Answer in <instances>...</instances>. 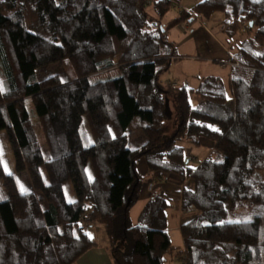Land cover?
Returning a JSON list of instances; mask_svg holds the SVG:
<instances>
[{
    "label": "trees",
    "instance_id": "1",
    "mask_svg": "<svg viewBox=\"0 0 264 264\" xmlns=\"http://www.w3.org/2000/svg\"><path fill=\"white\" fill-rule=\"evenodd\" d=\"M182 1L0 0V132L14 159L7 173L0 153V264H74L98 246L87 232L94 223L113 264H165L170 201L156 194L137 225L129 219L142 161L151 176L190 183L181 192L182 213L193 215L180 226L185 264H264V0H205L167 25L148 20L150 4L161 21ZM204 13L220 14L231 39L252 36L236 51L245 68L233 69L230 98L214 77L197 89L160 83L176 55L166 35ZM56 64L73 79H37ZM135 133L146 139L137 149ZM203 138L214 155L192 168L182 144ZM25 172L29 190L17 179Z\"/></svg>",
    "mask_w": 264,
    "mask_h": 264
},
{
    "label": "rangeland",
    "instance_id": "2",
    "mask_svg": "<svg viewBox=\"0 0 264 264\" xmlns=\"http://www.w3.org/2000/svg\"><path fill=\"white\" fill-rule=\"evenodd\" d=\"M205 0H183L179 6H176L172 11L163 19L159 20L154 7L150 4L147 7L148 20L155 23H160L162 25H167L171 20L177 18L182 10L190 11L197 4ZM199 17L198 22H200L201 29H194L193 24L181 23L176 28L169 31L166 35V39L170 42L176 51L174 61L172 63V68L170 72H165L160 76V83L167 86L168 84L174 87H185L188 89L199 88L204 80L209 78H217L224 85L228 97H231V80L232 74H230L229 67L223 66V62L230 59V55L227 54L228 51L236 58V51H238V46L243 41L249 40L252 36L248 35L246 32L241 31L236 38H229L224 34V29L221 26L222 16L220 14L204 13L197 15ZM196 16V17H197ZM195 18V17H194ZM157 19V20H156ZM154 23V24H155ZM157 24H155L156 26ZM239 45H236V44ZM225 54V59H218L219 54ZM236 73V72H235ZM58 75L62 80H71L73 75L69 66L62 65H51L46 68L37 71V79H45L51 76ZM2 77L0 74V83L2 82ZM192 106L197 108V103L194 99L191 100ZM166 111L169 115V120L167 122V133H171L175 130V114L176 108L173 98L171 96H166ZM33 113V112H32ZM35 116V115H34ZM35 121L36 118L34 117ZM5 131L0 132V153L4 159V165L7 173H12L14 170V159L9 151V146L4 139ZM205 143L204 146L207 147H197L189 143L182 144L185 147V156L189 160V163L194 168L197 167L208 154L210 149L214 148L215 142L209 138H203ZM146 139L142 133H135L132 135L131 147L137 149L145 144ZM42 173L46 176L44 169L42 168ZM149 174V173H148ZM157 176V175H155ZM160 176V175H159ZM154 176H149L143 178V189L148 188L151 192L161 193L159 186L156 187L157 183L153 180ZM19 185L22 190H29L32 187L30 177L28 173H22L17 176ZM151 187V189H149ZM154 187H156L154 189ZM67 201L69 203L76 201V196L73 191V186L71 183H67L65 186ZM5 198V193L3 190L2 182L0 181V200ZM140 201V198H139ZM149 201V200H148ZM144 201V207L148 203ZM174 204L168 210V232L171 241L172 248L174 249L171 253L164 255L165 264H185V257H181L184 251V244L182 235L180 232L179 224L182 222H188L191 220L193 215H185L184 213L176 212L178 202H173ZM177 206H176V205ZM140 210V204L136 205L131 209L129 214V219L132 225L138 224L140 215L142 211ZM182 212V211H181ZM136 217V218H135ZM89 236L99 245H108L109 239L106 235L105 229L101 224L94 223L88 229Z\"/></svg>",
    "mask_w": 264,
    "mask_h": 264
},
{
    "label": "crops",
    "instance_id": "3",
    "mask_svg": "<svg viewBox=\"0 0 264 264\" xmlns=\"http://www.w3.org/2000/svg\"><path fill=\"white\" fill-rule=\"evenodd\" d=\"M194 17H195V15H194ZM198 21H200V20H199V17L197 16V17H195V20L194 21L192 20L190 23L193 24L192 27H194V29L199 30V29H201V27H200V22H198ZM224 56H225V54L222 52V54H219L218 59L224 60L225 59ZM230 74H233V70L230 71ZM200 143H201V145H199L197 147H204V149L207 148L203 144V143H205L204 140H201ZM211 155H214V148L210 149L208 154L205 156V159L200 164H202L205 160H207ZM189 166L194 168L193 166L190 165V163H189ZM197 167H195V168H197ZM138 172L142 178L149 176L148 168H147L145 161H142L139 164ZM153 180L155 183H157L156 187L159 186L161 189V193H163L166 196V198L170 201L171 207L174 204L173 202H178V206L175 204L177 206L176 212L178 213V216L180 215V213L182 215V212H181V192H182V188L189 186L190 183L185 182L184 184H180L181 179H179V178L170 177L169 179H164L163 177L159 178V175L154 176ZM156 187H154V189ZM149 189H151V187ZM156 194H157L156 191L151 192L150 190H148L147 187L144 189L142 187L141 192H140V201L136 204V205L140 204L139 212L144 207V204H145L144 201L146 200V202H147L148 200L151 199L152 196H154ZM158 194H160V193H158ZM168 211H167V214H168ZM135 225H137V224H135ZM180 226H181V224H179V228H180ZM74 264H113V259H112L111 253L109 251V246L98 244L97 247H94L91 250H89L80 259H78Z\"/></svg>",
    "mask_w": 264,
    "mask_h": 264
},
{
    "label": "built area",
    "instance_id": "4",
    "mask_svg": "<svg viewBox=\"0 0 264 264\" xmlns=\"http://www.w3.org/2000/svg\"><path fill=\"white\" fill-rule=\"evenodd\" d=\"M193 15V14H192ZM194 16V15H193ZM227 54L230 55V59L223 62V66L229 67L230 69H244L245 66H243L240 61L234 57V55L231 54L230 51L227 52ZM86 220H88V216L85 217Z\"/></svg>",
    "mask_w": 264,
    "mask_h": 264
},
{
    "label": "water",
    "instance_id": "5",
    "mask_svg": "<svg viewBox=\"0 0 264 264\" xmlns=\"http://www.w3.org/2000/svg\"><path fill=\"white\" fill-rule=\"evenodd\" d=\"M251 25H252V24H251ZM161 28L163 29V27H161ZM131 200H132V198H130V199L128 200V203H127L128 206L130 205Z\"/></svg>",
    "mask_w": 264,
    "mask_h": 264
}]
</instances>
